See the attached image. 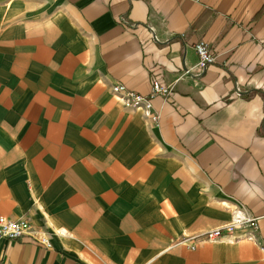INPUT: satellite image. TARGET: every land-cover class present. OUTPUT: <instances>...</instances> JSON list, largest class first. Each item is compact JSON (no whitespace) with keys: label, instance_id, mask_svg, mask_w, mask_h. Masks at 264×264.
<instances>
[{"label":"crops","instance_id":"crops-1","mask_svg":"<svg viewBox=\"0 0 264 264\" xmlns=\"http://www.w3.org/2000/svg\"><path fill=\"white\" fill-rule=\"evenodd\" d=\"M0 216L51 241L0 264H264V0H0Z\"/></svg>","mask_w":264,"mask_h":264},{"label":"built area","instance_id":"built-area-1","mask_svg":"<svg viewBox=\"0 0 264 264\" xmlns=\"http://www.w3.org/2000/svg\"><path fill=\"white\" fill-rule=\"evenodd\" d=\"M195 49L199 56L198 66L205 70L210 64L215 62V56L211 50L210 44L206 41H199L195 44ZM115 96L123 102L126 107H134L144 111L146 117L150 121L157 123L159 115L155 113L153 108V99L158 96H170L174 91V86L164 84L159 80L152 82L151 91L148 95H143L136 91L128 89L124 84L118 83L112 86ZM257 218L248 217L243 210H236L234 221L223 227L212 229L202 236L208 239H214L222 236L224 232L231 231L235 227H243L249 229L247 237L255 238V232L258 228ZM31 235L44 245L51 246V241L46 232L37 230L32 227L30 221L25 218L11 219L5 216H0V238H21Z\"/></svg>","mask_w":264,"mask_h":264}]
</instances>
